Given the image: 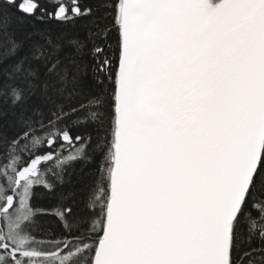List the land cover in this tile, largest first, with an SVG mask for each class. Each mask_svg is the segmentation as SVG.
I'll use <instances>...</instances> for the list:
<instances>
[{
    "label": "snow or ice",
    "instance_id": "6c2138e0",
    "mask_svg": "<svg viewBox=\"0 0 264 264\" xmlns=\"http://www.w3.org/2000/svg\"><path fill=\"white\" fill-rule=\"evenodd\" d=\"M0 264H264V0H0Z\"/></svg>",
    "mask_w": 264,
    "mask_h": 264
},
{
    "label": "trees",
    "instance_id": "16d2710c",
    "mask_svg": "<svg viewBox=\"0 0 264 264\" xmlns=\"http://www.w3.org/2000/svg\"><path fill=\"white\" fill-rule=\"evenodd\" d=\"M30 23V21H25V23L23 24V25H21V26H19V28H18V33L19 32H22L27 26H28V24ZM53 27H57L56 25H53ZM70 27V26H69ZM72 179L73 180H76L77 179V177L75 176V175H73V177H72ZM40 189H39V187L37 188V191H39ZM37 200H39L40 199V197H37L36 198ZM35 202V201H34ZM48 223L52 226V227H57L56 226V224L54 223V218H50L49 220H48ZM257 259L259 260V254L257 255Z\"/></svg>",
    "mask_w": 264,
    "mask_h": 264
}]
</instances>
